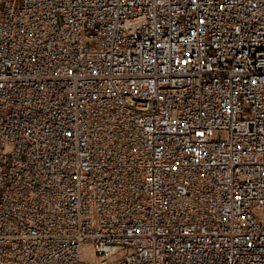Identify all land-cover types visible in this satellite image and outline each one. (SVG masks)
Instances as JSON below:
<instances>
[{
    "label": "built area",
    "instance_id": "1",
    "mask_svg": "<svg viewBox=\"0 0 264 264\" xmlns=\"http://www.w3.org/2000/svg\"><path fill=\"white\" fill-rule=\"evenodd\" d=\"M0 264H264V0H0Z\"/></svg>",
    "mask_w": 264,
    "mask_h": 264
}]
</instances>
